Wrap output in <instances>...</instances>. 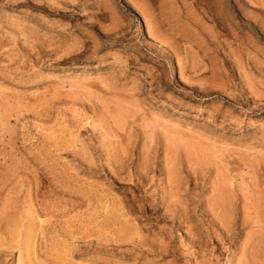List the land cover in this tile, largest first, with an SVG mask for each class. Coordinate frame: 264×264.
<instances>
[{
	"label": "rangeland",
	"instance_id": "1",
	"mask_svg": "<svg viewBox=\"0 0 264 264\" xmlns=\"http://www.w3.org/2000/svg\"><path fill=\"white\" fill-rule=\"evenodd\" d=\"M0 264H264V0H0Z\"/></svg>",
	"mask_w": 264,
	"mask_h": 264
}]
</instances>
